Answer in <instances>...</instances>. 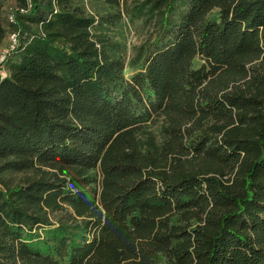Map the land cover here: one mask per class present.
I'll return each mask as SVG.
<instances>
[{
	"label": "trees",
	"instance_id": "trees-1",
	"mask_svg": "<svg viewBox=\"0 0 264 264\" xmlns=\"http://www.w3.org/2000/svg\"><path fill=\"white\" fill-rule=\"evenodd\" d=\"M8 32L0 264H264V0H0Z\"/></svg>",
	"mask_w": 264,
	"mask_h": 264
},
{
	"label": "rangeland",
	"instance_id": "rangeland-1",
	"mask_svg": "<svg viewBox=\"0 0 264 264\" xmlns=\"http://www.w3.org/2000/svg\"><path fill=\"white\" fill-rule=\"evenodd\" d=\"M14 2L13 1H6L3 4L2 7V15L5 21L7 22V14L13 9L14 7ZM217 10H213L210 12L209 16H214L216 14ZM8 23V22H7ZM11 34L10 32L7 33V36L4 38L2 44L0 45V73L4 74L7 71L8 65L16 60L17 54L13 53L11 50ZM131 41L133 43H138V39L136 38V34L132 31L131 33ZM202 61L198 58L195 57L193 60V65L197 66L201 63ZM134 72V69L132 68H126L124 71L125 77L129 78Z\"/></svg>",
	"mask_w": 264,
	"mask_h": 264
},
{
	"label": "built area",
	"instance_id": "built-area-1",
	"mask_svg": "<svg viewBox=\"0 0 264 264\" xmlns=\"http://www.w3.org/2000/svg\"><path fill=\"white\" fill-rule=\"evenodd\" d=\"M9 19H10V20H13V15H12V14L9 15ZM15 43H16V34H15V33H12V34H11V43H10L11 48L14 47V44H15Z\"/></svg>",
	"mask_w": 264,
	"mask_h": 264
}]
</instances>
